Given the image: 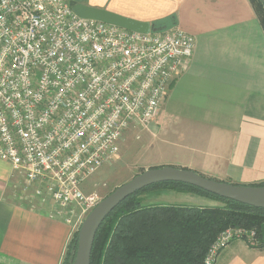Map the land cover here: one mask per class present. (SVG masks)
<instances>
[{
    "label": "built area",
    "instance_id": "2783aa9c",
    "mask_svg": "<svg viewBox=\"0 0 264 264\" xmlns=\"http://www.w3.org/2000/svg\"><path fill=\"white\" fill-rule=\"evenodd\" d=\"M195 48L180 29L129 31L79 16L68 0H0V160L78 223L101 202L87 181L118 156L126 132L158 118ZM253 237L222 231L205 264Z\"/></svg>",
    "mask_w": 264,
    "mask_h": 264
},
{
    "label": "crops",
    "instance_id": "0c3cea01",
    "mask_svg": "<svg viewBox=\"0 0 264 264\" xmlns=\"http://www.w3.org/2000/svg\"><path fill=\"white\" fill-rule=\"evenodd\" d=\"M196 39L187 69L172 83L143 136L159 147L155 166L192 170L240 186L264 183V30L250 0H68ZM149 168V167H145ZM20 176L0 160V264H62L78 216L56 206L15 201ZM85 189V188H84ZM178 193V192H175ZM179 203L212 208L208 197L178 193ZM215 264H264V248L236 240Z\"/></svg>",
    "mask_w": 264,
    "mask_h": 264
},
{
    "label": "trees",
    "instance_id": "16d2710c",
    "mask_svg": "<svg viewBox=\"0 0 264 264\" xmlns=\"http://www.w3.org/2000/svg\"><path fill=\"white\" fill-rule=\"evenodd\" d=\"M250 2L264 30V4L261 0ZM258 186L264 187V183ZM150 190L196 194L217 200L222 206H143L141 196ZM228 228L253 232L255 244L251 247L264 248V209L188 184H157L130 196L110 213L96 234L91 264H205L211 245ZM77 250L75 233L62 264H73Z\"/></svg>",
    "mask_w": 264,
    "mask_h": 264
},
{
    "label": "water",
    "instance_id": "95a60500",
    "mask_svg": "<svg viewBox=\"0 0 264 264\" xmlns=\"http://www.w3.org/2000/svg\"><path fill=\"white\" fill-rule=\"evenodd\" d=\"M261 1L264 4V0ZM70 5L77 14L83 18L115 25L133 32H150V28L145 24L124 20L105 12L90 9L76 1H71ZM152 32L156 31L152 30ZM169 182L188 184L227 200H232L258 209H264V187L240 186L227 182H220L204 177L192 170L171 166L150 168L135 176L131 181L115 189L113 193L102 200L88 215L79 232L78 250L73 264H91L92 250L99 228L110 213L123 201L143 189Z\"/></svg>",
    "mask_w": 264,
    "mask_h": 264
},
{
    "label": "rangeland",
    "instance_id": "374dc122",
    "mask_svg": "<svg viewBox=\"0 0 264 264\" xmlns=\"http://www.w3.org/2000/svg\"><path fill=\"white\" fill-rule=\"evenodd\" d=\"M147 129L148 128L136 126L125 133L119 143L120 151L118 156L104 165L100 171L91 177L85 184L84 190L87 193L95 192L102 201L113 193L115 189L147 170L145 167H149L148 169L162 167L154 165V163L158 162L160 159L158 158L160 153L159 147L157 145L154 148L151 146L144 147L145 143H143V136L147 132ZM25 186V180L20 176V181L16 182L15 189L11 191L13 200L24 202L32 206L41 204L39 200L33 197L32 191L25 190ZM175 192L176 191L173 190H150L141 196L142 204L143 206H149L168 202L172 204L179 203V199L184 197L178 195L179 192ZM44 204V206L55 207L50 201L44 202ZM219 206H222V203L219 202ZM88 215L83 214L77 225H75L72 238L75 233H78L79 237L81 226Z\"/></svg>",
    "mask_w": 264,
    "mask_h": 264
}]
</instances>
